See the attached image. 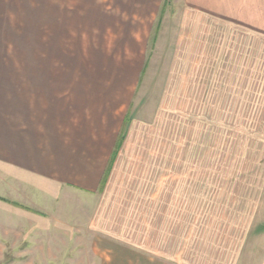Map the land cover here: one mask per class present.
Masks as SVG:
<instances>
[{"label": "rangeland", "instance_id": "rangeland-1", "mask_svg": "<svg viewBox=\"0 0 264 264\" xmlns=\"http://www.w3.org/2000/svg\"><path fill=\"white\" fill-rule=\"evenodd\" d=\"M206 1L159 0L137 73L136 56L125 46L111 48L108 32L98 38L83 31L72 42L68 31L57 41L42 18L34 30L30 25L31 12L44 15L41 1L0 0L6 20L0 54L29 55L33 45L38 55L80 58L86 72L121 71L131 77L107 82L126 87L127 94L118 88V109L131 99L132 118L106 188L97 193L19 175L9 181L11 171L0 166V198L7 200L0 199V264H225L238 258V248L228 247L237 241L235 223L211 212L238 199L226 185L250 194L257 177L264 179V136L255 141L260 128L252 122L264 112L242 111L248 105L242 107L236 91L230 49L224 55L229 69L221 71L226 65L219 59L213 66L200 48ZM225 225L233 237L226 242ZM247 244L238 264L255 262L253 238Z\"/></svg>", "mask_w": 264, "mask_h": 264}, {"label": "crops", "instance_id": "crops-1", "mask_svg": "<svg viewBox=\"0 0 264 264\" xmlns=\"http://www.w3.org/2000/svg\"><path fill=\"white\" fill-rule=\"evenodd\" d=\"M35 1L36 6L41 1L44 15L31 12L33 30L41 25L40 17L46 32L57 34V41L68 31L72 42L80 39L83 31L100 33L98 38L108 32L111 48H130L140 72L159 0ZM4 15L0 12V31H5ZM205 17L202 37L206 38L200 48L205 49L207 61L211 58L212 65L218 66L220 59L221 65H226L224 71L234 57L236 91L242 107L248 105L242 111L264 112V0H207ZM34 47L29 55L0 54V166L11 171L9 181L13 178L14 182L16 175L26 176L78 193H97L108 167L104 190L132 120L131 99H124L118 109V88L127 94L126 87L107 81L131 76L121 71L104 76L86 72L80 67L84 63L80 58L75 62V57L38 55ZM4 48L5 41L0 40L1 53ZM228 48L230 57L225 60ZM132 94L130 91L129 96ZM125 117L123 140L115 151ZM253 121L260 128L255 133L258 143L259 136H264V113L256 114ZM228 186L238 199L222 201L221 207L227 209L211 212L217 220L227 217L225 222L236 225L234 243L228 226L220 228L224 241L230 239L228 247L238 248V258L225 264L237 263L251 238L254 264H264V179L257 177L250 194L241 192L240 185L225 188Z\"/></svg>", "mask_w": 264, "mask_h": 264}, {"label": "trees", "instance_id": "trees-1", "mask_svg": "<svg viewBox=\"0 0 264 264\" xmlns=\"http://www.w3.org/2000/svg\"><path fill=\"white\" fill-rule=\"evenodd\" d=\"M127 122H128V118L125 117V119L123 121V125L121 127V131L119 133V137H118V140H117V144H116V147H115V151H116V149H118V147L120 146V144L122 142V139H123V136H124V132H125V128H126ZM108 171H109V168L107 167V170L105 171V174L103 176V180H102L103 182H102L101 186H103V183L105 182V179H106V177L108 175ZM0 199H2L3 201H6L7 202L6 199H3V198H0ZM10 203L11 204H14V205H17V203H14V202H10Z\"/></svg>", "mask_w": 264, "mask_h": 264}]
</instances>
